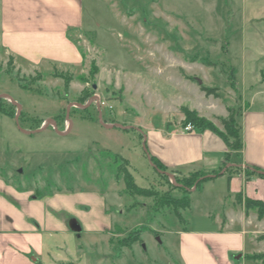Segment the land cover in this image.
<instances>
[{"label":"rangeland","instance_id":"obj_1","mask_svg":"<svg viewBox=\"0 0 264 264\" xmlns=\"http://www.w3.org/2000/svg\"><path fill=\"white\" fill-rule=\"evenodd\" d=\"M84 4L87 29L72 33L76 68L23 72L0 55V110L12 114L0 112V187L37 197L103 196L109 230L86 234L72 220L42 264H181L176 232L195 223L200 209L216 210L225 182L208 180L195 191L189 184L194 207L185 210L189 194L179 184L198 171H156L146 140L154 131L186 132L182 108L221 129L227 107L238 112L257 92L256 103L264 101V0ZM58 74L70 78L67 91ZM196 79L218 88L220 98L205 97ZM108 153L128 161L125 169L151 197L125 191ZM91 203L88 217L98 220ZM44 242L53 247L49 236Z\"/></svg>","mask_w":264,"mask_h":264},{"label":"crops","instance_id":"obj_2","mask_svg":"<svg viewBox=\"0 0 264 264\" xmlns=\"http://www.w3.org/2000/svg\"><path fill=\"white\" fill-rule=\"evenodd\" d=\"M84 2L0 0V55L11 59L16 70L23 72L39 73L44 66L64 72L76 68L81 56L72 33L87 29ZM259 93L239 106L236 122L242 148L237 152H230L210 131H154L146 140L148 158L169 171L216 172L222 167L224 155L230 154L226 167L233 171L224 169L217 177L224 179L225 192L215 202L216 210L200 209L195 223L176 232L181 264H264L248 259L264 253V243L257 240L264 234V220L257 218L254 209L245 211L236 199L239 196L242 202L247 198L264 203V178L246 177L244 173L250 169L264 174V101L256 103ZM226 115L224 111L221 118ZM84 196L68 191L37 197L30 190L0 187V264H42L45 254L59 249L52 238L68 233L72 220L71 224L75 222L86 234L108 231L110 216L103 196ZM88 200L99 206L98 220L88 217L93 213ZM87 207L90 210L83 211ZM193 207L189 194L185 210ZM44 236L50 237L51 249L46 247Z\"/></svg>","mask_w":264,"mask_h":264},{"label":"trees","instance_id":"obj_3","mask_svg":"<svg viewBox=\"0 0 264 264\" xmlns=\"http://www.w3.org/2000/svg\"><path fill=\"white\" fill-rule=\"evenodd\" d=\"M11 61L12 60L9 59V62H8V63H10L9 65H12ZM202 64L205 65L206 67H213V64L210 63L209 61H203ZM96 71H97V68L94 66V64H92L89 75L93 76L96 73ZM58 75L60 77L64 78L63 79L64 80L63 81V88L65 91H67L69 88L70 78L66 77L65 75H61V74H58ZM37 77L39 79L41 78L40 75H37ZM20 88L25 89L24 86H20ZM199 89L204 94L205 97H213L214 99L220 98V96L218 94V88H210V87H205V86L200 85ZM0 112L4 113L2 110H0ZM181 112L184 116V121L182 124L183 127L190 126V127H192L191 128L192 131H198V132L210 131V132L216 134L224 142V144L226 145V147L228 148V150L230 152L231 151L237 152V151L241 150L242 144H241V139H240V134H239V128H238V125L236 122V116H237L238 112L234 108L227 107L226 108V113H227L226 117L225 118H219V122L221 125V131L218 130L212 123H210L206 119L199 117L195 111H190L187 108H182ZM4 114L8 117H11V115H12V114H6V113H4ZM107 156L111 157L112 162L116 166L115 167V178H116V180H120L123 182L124 187H125V191L127 193L138 195V196L151 197V194L148 191L137 187V185L135 184V182L133 180L132 175L125 169L126 166L129 165L128 161H126L125 159H123L119 155L112 154V153H108ZM229 156H230L229 153H226L224 155V162L222 163V167H225L226 164L229 162ZM149 159H150V162H152V164L154 165L156 171H161V172L165 171L166 168L164 166H162L157 160H155L154 158H149ZM221 169L216 171V172H212V173L196 172L199 174L198 177L196 179L193 178V181H191V182L188 179L183 180L179 184L180 189L184 190L185 193L187 192V194H189L190 191L188 192L187 189L190 190V188L193 187L194 190H196V188L198 187V185L200 183L219 177V175H220L219 173H220ZM232 171H233V169H230V168H228L226 170V172H228V173H230ZM244 173H245L246 177H250L252 175H257L259 177L264 178V174L258 173L257 170L246 169ZM207 176H213V177H207ZM189 184H191V187H188ZM236 199H237V202L239 204L243 203V207H244L245 211H248L249 209H254V210H256L257 218L259 220H264V203L263 202L258 201V200H251V199H247V198H245L242 202V200L239 198V196H237ZM188 206H189V198L186 199V203L184 204L185 208H187ZM175 216L179 221L182 220V217L177 212H176ZM135 239L136 238L133 237L131 240H135ZM257 240L264 243V234L259 236L257 238ZM125 245H128V244H125ZM248 259L249 260H259L261 262H264V253L249 256Z\"/></svg>","mask_w":264,"mask_h":264},{"label":"water","instance_id":"obj_4","mask_svg":"<svg viewBox=\"0 0 264 264\" xmlns=\"http://www.w3.org/2000/svg\"><path fill=\"white\" fill-rule=\"evenodd\" d=\"M196 81H197L198 85H201V84H202V82L199 81L198 79H196ZM103 125H104V124H103ZM221 173H223V170L220 172V174H221ZM258 173H260V172H258ZM208 177H213V176H208Z\"/></svg>","mask_w":264,"mask_h":264},{"label":"built area","instance_id":"obj_5","mask_svg":"<svg viewBox=\"0 0 264 264\" xmlns=\"http://www.w3.org/2000/svg\"><path fill=\"white\" fill-rule=\"evenodd\" d=\"M191 130L190 126L185 127L184 131L189 132Z\"/></svg>","mask_w":264,"mask_h":264}]
</instances>
